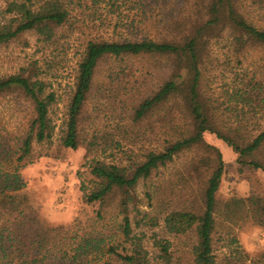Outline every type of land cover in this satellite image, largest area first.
<instances>
[{
	"label": "trees",
	"instance_id": "1",
	"mask_svg": "<svg viewBox=\"0 0 264 264\" xmlns=\"http://www.w3.org/2000/svg\"><path fill=\"white\" fill-rule=\"evenodd\" d=\"M109 5L114 8V1L109 0ZM197 6L198 18H191V26L172 29L163 40L141 39L137 35L132 39L87 41L78 63L64 128L59 133L52 118L57 94L37 64L0 77V99H9L27 112L20 121L15 145L10 143V133L4 134L0 129V264H172L169 242H163L157 233L152 235L150 240L161 251V261H157L144 245L145 234L136 232L149 217L142 211L136 191L141 183L148 185L177 158L190 153L196 154L195 159L187 164L188 178L182 183L186 186L191 184L189 179L194 180L199 188L194 196L186 192L178 206L170 197L165 204L168 210L165 229L176 236L194 233L192 264H219L213 235L225 162L221 152L206 142L205 134L211 131L223 140L238 154L242 166L264 173V127L251 136L211 125L213 114L200 91L202 58L208 43L222 39L224 34L239 49L249 43L264 47V28L244 14L242 0H202ZM72 11L69 0H5L0 47L29 33L35 34L39 43L51 45L58 31L70 25ZM114 32L117 33L116 29ZM147 56L172 59L173 69L153 94L133 107L130 120L139 125L159 108L182 96L190 129L179 138L168 139L161 149L150 151L142 159H129L127 165L116 156L111 161L102 159L101 155L108 150V138L100 136L98 130L88 131L85 126V109L96 87L98 67L106 59ZM187 61L192 65L193 77L186 92L179 69ZM261 91L259 83L250 82L245 100L258 101ZM56 136L60 147L85 148L90 158L87 165L91 179L83 188V200L98 206L96 217L88 221L91 232H81L76 225H47L28 205L24 193L27 183L21 171L43 156L36 148L51 149ZM155 196L147 190L148 206H152ZM259 210L264 213V206L255 210V216ZM108 212L118 219L116 227L104 224ZM239 213L231 210L230 215L238 217ZM138 217L143 219L137 220Z\"/></svg>",
	"mask_w": 264,
	"mask_h": 264
},
{
	"label": "rangeland",
	"instance_id": "2",
	"mask_svg": "<svg viewBox=\"0 0 264 264\" xmlns=\"http://www.w3.org/2000/svg\"><path fill=\"white\" fill-rule=\"evenodd\" d=\"M69 1L73 9L70 25L58 31L51 45L39 43L36 35L29 33L0 47V77L30 64H37L44 72L51 90L57 94L52 108L57 133L64 128L78 63L87 41L132 39L137 35L141 39L163 40L172 29L190 27L191 18H198L197 5L202 2L113 0L115 6L111 8L109 0ZM242 2L244 14L264 28V0ZM4 7L5 0L0 1V20ZM224 35L222 39H212L203 54L201 95L213 114L211 125L254 136L264 127V47L249 43L239 49L227 34ZM172 63V59L147 56L106 59L100 64L96 87L85 109V126L88 131L98 130L100 136L108 138V150L101 155L102 159L111 161V157L116 156L127 165L129 159H142L150 151L161 149L168 139L179 138L190 129L182 96L159 108L139 125L130 120L133 107L153 94L171 74ZM191 68L187 61L179 69L186 92L192 82ZM250 82H257L262 88L259 100L254 103L246 101L244 96ZM24 113L27 112L20 105L0 99V129L4 134L10 133L12 145L18 142ZM55 139L49 150L36 148L43 156L21 171L27 183L24 193L29 199L28 205L47 225H76L81 232H91L93 229L88 221L96 217L98 206L88 205L83 200V188L91 179L87 165L90 158L85 148L65 149L58 145L57 136ZM205 140L221 152L225 162L217 193V224L213 235L217 261L219 264H264V213L259 210L255 216V210L264 206V173L242 166L238 154L211 131L205 134ZM195 155H181L148 185L141 183L136 191L142 211L149 215L136 232L145 234L144 245L154 260L161 261V251L150 240L157 233L163 242L170 244L168 252L172 264H192L195 235L191 232L176 236L167 232L165 204L173 197L178 206L186 192L194 196L198 190L194 180H188L190 185L182 183L188 178L186 166ZM147 190L156 195L152 206H148ZM231 210L240 211L239 216L232 217ZM114 215L108 212L105 216L104 224L109 228L117 225ZM140 219L143 217L137 218Z\"/></svg>",
	"mask_w": 264,
	"mask_h": 264
}]
</instances>
